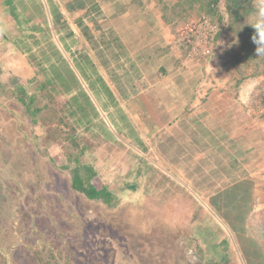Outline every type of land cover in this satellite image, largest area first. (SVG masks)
<instances>
[{
  "label": "rangeland",
  "instance_id": "rangeland-1",
  "mask_svg": "<svg viewBox=\"0 0 264 264\" xmlns=\"http://www.w3.org/2000/svg\"><path fill=\"white\" fill-rule=\"evenodd\" d=\"M143 1L147 10L157 5ZM163 2L181 15L175 18L168 12L174 20L166 23L155 9L159 24L172 29L185 49L187 28L204 17L217 26L211 54L199 60L186 54L185 61L190 90L204 94L207 107L222 110L220 138L225 149L211 148L207 140L199 165L207 161L203 167L209 173L199 175L200 181L209 183L218 174L220 153L226 171L235 169L223 172V184L236 177L237 163L241 173L248 174L241 179L237 173L239 192L224 200L228 210L213 211L205 202L207 189L199 190L172 170L170 177L150 179L144 172L152 165L137 161L132 133L103 112L102 94L109 93L102 82L105 76H97L101 65L86 56L91 43L118 39L113 31L121 28L118 20L102 18L106 1L0 0V264H41L45 258L50 264H264V236L257 229L264 211V107L256 90L263 78L248 79L237 88L231 72L224 71L226 39L222 35L217 40V35L227 24L226 15L218 23L198 8L176 5L179 0ZM124 7L114 4L113 9L120 15ZM8 57L10 66L27 63L35 76L39 69L56 80L46 86L66 127L57 146L48 147L38 138L36 124H28L17 100L22 80L6 67ZM8 90L16 95L7 97ZM37 97L38 91L32 90L23 100L37 104ZM71 169H79L85 178L92 177L95 187L116 195V207L73 190ZM120 184L129 191L142 190V196L115 194ZM248 186L257 193L251 194L247 207L241 188ZM143 195H152L154 206L148 226L141 224V209L149 202ZM136 218L141 219L139 226ZM250 248L253 259L247 257Z\"/></svg>",
  "mask_w": 264,
  "mask_h": 264
},
{
  "label": "crops",
  "instance_id": "crops-1",
  "mask_svg": "<svg viewBox=\"0 0 264 264\" xmlns=\"http://www.w3.org/2000/svg\"><path fill=\"white\" fill-rule=\"evenodd\" d=\"M102 1H106L104 8L102 7L105 11L102 18L113 22L118 20L121 27L113 28V31L118 33V39H100L91 43L88 48L90 52L86 56L89 60L90 56H93L98 65H101V72L97 76H105L102 82L107 86L109 93L102 94L103 112L112 115L119 125L124 124L125 127L122 126V129L132 133L136 142L134 155L137 161L150 162L152 165L149 171L144 170L150 179L170 177L169 170H172L193 183L199 190L206 188L205 202L213 211L219 213L227 209L224 200L232 192H239L237 191L239 176L236 170L233 182L231 180L223 184V172L227 174L235 169L226 166L228 172L226 171L222 153L217 162L219 172L210 177L212 181L203 184L199 179V175L209 173V169L203 167L207 161H204L202 166L199 165L200 157L207 150L205 147L207 140L211 148L222 146L220 138L222 110L219 107H207L204 102L206 96L190 90L188 64L185 61L187 49L172 29L159 24L161 16L156 13L155 7L151 6L147 11L125 9L119 15L113 9L114 4L123 9V5L126 8L127 3L132 0ZM113 35L116 37L115 33ZM10 64L11 59L8 57L6 67L14 77L22 80L20 85L26 92L38 91L37 104L34 106L38 110L35 128L39 132L38 138H43L48 147L57 146L59 133L66 127L63 126L64 121L57 115V103L48 97L46 86L47 82L56 80L46 78L39 69L35 76L27 63L17 65L13 63V66ZM36 83L38 89H35ZM112 88L113 91L110 90ZM109 98L110 101L107 100ZM92 107L97 111L93 103ZM50 110L55 111L53 115L49 114ZM32 120L29 119L28 124H31ZM225 154L231 157V152L226 150ZM211 164L212 171L216 163ZM158 168L163 171L157 172ZM216 179L220 186L218 189L215 185ZM241 189L245 191L247 188ZM114 192L118 195L134 194L139 197L143 193L142 190L129 191L123 184L118 185ZM143 196L149 202L141 209L144 215L141 224L148 226L153 223L154 206L150 203L152 195ZM237 199L239 208V198ZM190 200L188 198V201ZM189 212L191 213L190 208ZM137 220L138 218L135 222ZM164 222H169V219ZM247 257L253 259L252 248L248 251Z\"/></svg>",
  "mask_w": 264,
  "mask_h": 264
},
{
  "label": "trees",
  "instance_id": "trees-1",
  "mask_svg": "<svg viewBox=\"0 0 264 264\" xmlns=\"http://www.w3.org/2000/svg\"><path fill=\"white\" fill-rule=\"evenodd\" d=\"M153 1L157 3L155 9L159 10V13L162 14V18L166 23L174 20L173 18L170 20L168 12L175 18L180 17L181 13L175 12L174 10L170 11L163 0ZM261 1L262 0H179L176 5H188L187 7L191 9L198 8L202 10L205 15L216 18L218 23H222L225 15L228 17L227 24L217 35V40L220 39L222 35H224L226 39V47L222 58L223 69L225 72H231L233 75L231 79L234 80V86L237 88H240L248 79L262 77L263 80L256 90L259 92L260 106L264 107V45H260L256 42H259L262 38V36H259L258 32L264 34V5L261 4ZM149 2L151 3V1ZM127 5L128 6L125 8L126 10L137 11L139 9L147 11L143 0H132L130 3H127ZM254 37L256 38L255 40ZM259 47L261 48L260 54L257 52ZM4 85L6 86V84ZM5 86L3 87L5 88ZM5 94L7 97L16 95V93H9V90L5 91ZM24 95H27L26 90L20 88L17 94V100L25 108L24 115L30 120L35 118V120H32V123L36 124V117L38 115V110L34 107L36 104H27L26 101L24 102ZM262 118L264 119V114H262ZM221 149H225L223 145ZM235 163H237L236 159ZM236 166V170L241 179L244 178L245 175H248L243 174V171L241 173V167L238 163ZM67 168L69 169V167ZM70 174L73 190L84 195L88 200L101 201L110 208L116 207V195L104 189H98L99 187H95L96 185L91 183L92 177L85 178V174H80L79 169L75 172L74 169H71ZM246 188L244 195L248 198L244 201L248 207L252 200L251 194L254 193L255 195L257 192L252 186ZM259 220L261 221L257 229L261 237L264 236V211L260 213ZM263 248L262 246L261 250H263ZM49 256L50 253H48V257ZM40 261L41 264H50L47 258Z\"/></svg>",
  "mask_w": 264,
  "mask_h": 264
},
{
  "label": "built area",
  "instance_id": "built-area-1",
  "mask_svg": "<svg viewBox=\"0 0 264 264\" xmlns=\"http://www.w3.org/2000/svg\"><path fill=\"white\" fill-rule=\"evenodd\" d=\"M202 20L192 28H187L186 35H183L188 59L199 60L211 54V44L215 40L218 31L217 26L211 22L209 23L206 17Z\"/></svg>",
  "mask_w": 264,
  "mask_h": 264
},
{
  "label": "clouds",
  "instance_id": "clouds-1",
  "mask_svg": "<svg viewBox=\"0 0 264 264\" xmlns=\"http://www.w3.org/2000/svg\"><path fill=\"white\" fill-rule=\"evenodd\" d=\"M258 34H259V36H262V38L259 40V42L258 41H256L258 44H260V45H264V34H261V33H259L258 32ZM256 38L254 37V40H255ZM257 52L260 54L261 53V48L259 47L258 49H257Z\"/></svg>",
  "mask_w": 264,
  "mask_h": 264
},
{
  "label": "flooded vegetation",
  "instance_id": "flooded-vegetation-1",
  "mask_svg": "<svg viewBox=\"0 0 264 264\" xmlns=\"http://www.w3.org/2000/svg\"><path fill=\"white\" fill-rule=\"evenodd\" d=\"M50 257H52V258L54 257L53 259H55V256H54L52 253L50 254L49 258H50ZM39 261H40V260H39ZM47 261H49V260L47 259ZM54 261H55V260H54ZM40 262H41V261H40Z\"/></svg>",
  "mask_w": 264,
  "mask_h": 264
}]
</instances>
